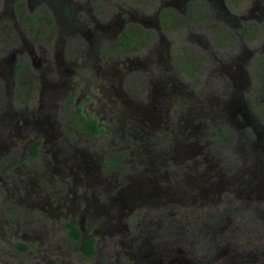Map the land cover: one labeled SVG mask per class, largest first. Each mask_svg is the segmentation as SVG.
Returning a JSON list of instances; mask_svg holds the SVG:
<instances>
[{
  "label": "flooded vegetation",
  "instance_id": "1",
  "mask_svg": "<svg viewBox=\"0 0 264 264\" xmlns=\"http://www.w3.org/2000/svg\"><path fill=\"white\" fill-rule=\"evenodd\" d=\"M149 1L0 0V102L2 99L5 100V107H0L4 109L0 111V128L7 131L3 136L9 138V141L5 143L0 139V199L3 198L0 201V248H3L2 236L7 239V232L2 229L5 216L2 209L3 202L14 200L16 203V199L20 198L21 193L23 195L28 193L26 185L25 187L17 186V181H22L20 176L24 174V170L21 169V166L15 165V160L6 156L9 142L14 144L13 137H16L15 139H23L27 135L29 137L31 131L34 132L36 137L43 136V142L37 139L34 142L31 141L30 144L28 143L26 155L29 160L37 157L46 143L49 146L57 144L58 136L63 132L59 129L58 122L57 125H53L48 121L50 118L55 119V116L58 115L56 114V108L58 103L63 101V95L68 92V98H65L67 104H77L73 90L80 80L83 84L87 82L86 73L94 72L95 76H100L99 86L101 83L104 84L105 81L114 80L115 71L122 69L118 67V60L116 64L109 60L117 52L123 51L120 49L125 48L124 50H126L128 48L135 39V35L133 36L131 33L136 26L141 27L143 30L139 33V38L143 37L148 42L156 41L155 50L149 56V59H146L145 68L149 69L148 66H150L154 72L168 73V77H173V75L166 70L168 69V51L166 47L171 43L168 42L166 31L167 28L173 26L177 17L183 22H197L198 24L195 25L197 28H203L208 32L207 34L204 31L196 32L190 37L201 48H206L208 42L205 35L210 34L215 19L221 20L220 27L226 30L234 32L232 28H239L235 32L240 35V44L237 47L238 49L233 50L230 54V57L236 56H234L232 63L223 69L225 72L229 71V82L217 81L216 72L222 68L219 65V68L218 66L213 67L212 74L209 76L208 81L211 87L222 85L224 90L227 91L230 83L235 90V87H240L242 83L240 76L234 74L238 72L240 62L252 55L258 57L259 60L264 59V53L254 55L257 51L250 46V43L257 38L256 32L261 31L260 48L264 49V0H243V2L240 0L228 6L226 4L227 0H155L152 10L145 11L139 7L141 4L148 5L145 2ZM238 11H240L239 14ZM201 14L202 17H200ZM251 28L255 30V34L250 31ZM201 38H204L206 43H201ZM121 40L122 43H120ZM208 53L212 60L216 59L217 53L221 54L217 50L208 51ZM126 56L129 65L123 67L126 72L120 74V79L128 71H135L141 65V59L145 58V56H142V58L135 57L132 60L128 55ZM180 57L181 55H176L177 60ZM216 60H218V56ZM103 61L105 62L101 63ZM193 61H195V58H193ZM111 67H115L114 72ZM81 87H84V85H81ZM109 87L106 88L105 86V89L111 100L113 95L109 91ZM229 95L228 92L227 96ZM228 100L227 102L222 100V103L225 102L221 107V110H224L222 116L225 118L235 117L229 125L232 127L233 132L239 131L238 137L241 139L239 142L240 148L237 150L241 160L240 174L236 178L232 176L229 186L236 185L237 196H244L245 198L242 203L243 208L246 207V211L241 214L244 224H235L234 229H232L233 222L229 215L225 225L218 227L220 233L226 228L228 234L230 233L229 238L223 240L224 236L220 237L215 231V225L220 220L219 218H217V221L213 219L211 222H204L200 225L201 227L176 225L173 220H170L166 223L165 226L167 227L165 228L171 227L174 230L173 234L179 238L178 243L173 247L163 244L161 237H155L156 229L151 221L145 223V230L141 229L138 233H133L132 226H129L126 222L121 226V219L124 216L129 217L133 209L141 205H150L149 208H157L159 211L164 210L165 207L173 209V204L169 203L171 200L168 197L169 194L171 196L173 193L172 190H176L181 186H184L187 190H193L192 187L188 189L189 184L186 183L185 176L180 182L172 185L173 175H166L167 177L157 175L158 180L167 183L164 190L155 191L154 188H151L150 182L143 184L142 182H136L134 186L129 185L123 188L121 190L122 196L118 192L114 196H107L106 200H110L111 208L113 207V210L118 211V214L108 216L110 213L107 210V217L104 220V224L107 226H102L106 228L107 234H118L110 242L114 246L118 245L120 249L117 250L115 261L111 258L113 254L106 252L98 257L96 261L98 264H124L120 262L121 256H125V261L128 264H264V174H260L264 169V135L263 131L256 129L253 122H251V118L246 117L240 108L235 107L234 103H229ZM20 104L25 106L18 108ZM75 107L77 120L82 125L84 133L90 136L99 133L114 136L116 133L120 134L119 136L121 139L123 138L124 142L131 141L130 155L132 157L141 155H145V157L163 156L166 160H172L176 164L183 161H192V164L205 162V160L195 161L193 158L198 157L201 149L207 146L208 143L205 142L201 145V138L195 136L192 129L188 131L186 126L179 125L183 128L180 129L177 125V130L173 135L161 133L163 135L162 140L159 138L160 135H155L154 137H157V139L152 140V135L148 133L146 128L153 130L155 129L153 125L156 123H154L151 115L147 113L126 108L125 112L122 111L119 116L115 117L119 131L117 132V130L113 131V128L100 126V118L94 115L89 116L90 111H87L86 114L83 113L82 106L75 105ZM78 113L87 118L95 119L100 131L94 134L86 130L78 117ZM236 117L239 120L236 121ZM165 118L166 120L167 118L170 119L167 116ZM257 121L259 120L257 119ZM176 122L178 124V121ZM252 132L253 139L249 140L248 137ZM35 143H37V153H34L31 149ZM157 147L161 148L158 149ZM52 158L55 159L54 153ZM108 158L110 157L108 156ZM69 159L75 162L74 167L77 168L73 174V187L76 188L78 184L82 185L85 189L83 194L89 188L97 190L95 187L99 188L100 184L107 179V176H101V180L98 177L92 178L94 171H92L93 168L89 167L92 165L91 157L85 155L79 157L72 151L70 158L68 156L67 160ZM111 159L116 161L115 167H121L120 164H117L118 160L116 158ZM59 163L64 164L62 159L58 160ZM86 164H88L87 168L85 167ZM106 164L108 165V160L103 165L97 163V167L102 168ZM253 167L258 169L255 171ZM165 168H168V165ZM248 168L250 169L248 170ZM108 169H106L107 172ZM156 170L157 167L154 172ZM204 170L210 172L209 166H206ZM70 172H72L71 169ZM119 173V171L115 172L116 177L119 176ZM110 179L107 183L110 185L109 188H113L117 181L113 176H110ZM205 180L207 179L205 178ZM197 181L200 184L201 180ZM214 183L208 181L204 187L197 186L195 196L185 195L184 198L188 201H194L195 199L201 201L204 199L212 202L210 196H216L221 190L216 191L217 187ZM69 192H74V190L68 188L66 194ZM54 193H58V191L53 190L51 195ZM136 193H139L140 196H136ZM126 194H132V198L135 196L130 205L127 204ZM144 195H148L153 200L146 199ZM60 198H63L62 195L56 196L57 201ZM119 199L122 201V205L116 203V200ZM201 204L209 203L201 202ZM88 205L86 203L83 210L82 208L76 210V205L72 208L70 205H64L65 212H71L66 220L67 222L64 223V229H67L66 225L70 221H74L79 229L80 238L93 240V235L89 236L87 230H84V219L87 216L95 219L101 216L88 214ZM92 206L90 204V207ZM46 207L48 208V203L44 202L39 208L47 211ZM59 207L61 205L54 208L57 210V214L64 215ZM247 207L253 211L249 212ZM254 213L256 218H254ZM160 216L157 217L163 219ZM181 220L180 217L177 221L180 222ZM9 223L15 224L11 220ZM136 225L140 226L137 223ZM9 231L11 235L13 231L10 228ZM120 231L124 234L121 233L120 235ZM186 233L189 236L191 235V238H189V241L183 242ZM66 237L68 238V236ZM198 237H201V239H198ZM7 244L17 254L27 251L26 241L16 243L14 247L8 242ZM93 245V253H95L97 246L94 240ZM118 253H121V255ZM15 256L17 257L16 253ZM0 257H2L1 254ZM0 261H2L1 258ZM3 261L9 264L8 260L3 259ZM4 262H0V264H5Z\"/></svg>",
  "mask_w": 264,
  "mask_h": 264
},
{
  "label": "rangeland",
  "instance_id": "2",
  "mask_svg": "<svg viewBox=\"0 0 264 264\" xmlns=\"http://www.w3.org/2000/svg\"><path fill=\"white\" fill-rule=\"evenodd\" d=\"M154 1L150 0L145 2L148 5L141 4L139 7L145 11L152 10ZM237 1L240 0H227L226 4L228 6ZM205 10L209 12L208 9L205 8ZM237 13L239 14L240 11ZM200 17H202V14ZM219 23H221V20L215 19L214 27H212L213 31L211 30L209 35H205L208 42L206 48H201L197 42L190 39L196 32L204 31L206 34L208 33L203 28H197L195 26L198 24L197 22H183L177 17L173 26L167 28L168 42L171 43L166 47L168 51V69L166 70L171 72L173 77H168V73L154 72L150 66H148L149 69L145 68L146 59H149V56L155 50L156 41L148 42L143 37L139 38V33L143 30L141 27L136 26L131 33L133 36L135 35V39L128 48L126 50H124L125 48L120 49L123 51L117 52L109 60L115 64L118 60V67L122 69L115 71V67H111L114 69L113 72L115 71L113 75L115 79L110 82L105 81L104 84L101 83L99 86L100 76H95L94 72L86 73L87 82L83 84L77 77L80 82L73 90V95L77 99L75 105L82 106V112L85 114L90 111L89 116H98L100 126L113 128V131L117 130L119 132L115 117L119 116L122 111L125 112L126 108L136 109L151 115L154 123H156L153 125L155 129L146 128V130L152 135V140L157 139V137H154L155 135H160V140L163 139L162 134L173 135L177 130V125L178 127L186 126L188 131L192 129L194 135L201 138V145L205 142L208 143L207 146L201 149L199 156L193 159L195 161L205 160V162L192 164V161H183L179 163L175 159L176 164L172 160H166L163 156L145 157V155H141L132 157L130 155L131 141L124 142L123 138H120V134L116 133L115 136L105 133H99L95 136L87 135L83 132V127L77 120L75 105L67 104L65 101V98H68V92H66L63 95V101L59 102L56 108V114L58 115L55 116V119L57 121L54 118H50L48 121L53 125H57L58 122L59 129L63 132L59 134L57 144L49 146L46 143L39 155L29 160L26 155L28 143L30 144L31 141L34 142L37 139L43 142V136L36 137L34 132L31 131L29 137L28 135L23 139L13 137L14 144L9 142L6 156L15 160V165L21 166V169L24 170V174L20 176L22 181H17V186L25 187L26 185L28 193L25 195L21 193L20 198L16 199V203L14 200L3 202L2 209L5 216L2 229L6 230L7 239L2 236L4 242L3 248H0L2 256L0 262H4L3 259H6L9 264H98L96 262L98 257L106 252L113 254L111 258L115 261L117 250L120 248L118 245L114 246L110 240L117 237L118 234H107L106 228L102 225L107 226L104 224L107 210L110 213L108 216L118 214V211L113 210V207L111 208V202L106 198L107 196H114L117 192L122 196L121 190L129 185L134 186L136 182H142V184L150 182L151 188H154L155 191L164 190L167 183L158 180L157 175L165 177H167L166 175H173L172 185L180 182L185 176V181L189 184L188 189L192 187L193 190H187L184 186L172 190L173 193L171 196L169 194L168 197L171 200L169 203L173 204V209L165 207L164 210L159 211L157 208H149L150 205H141L133 209L129 217L124 216L121 219V226L126 222L129 226H132L133 233H138L141 229L145 230V223L151 221L156 229L155 237H161L163 244L173 247L178 243L179 238L173 234L174 230L171 227L165 228L167 227L165 226L166 223L170 220H173L176 225L201 227L200 225L204 222H211L213 219L217 221V218H219L220 220L215 225V231L220 237L224 236L223 240L228 239L230 233L228 234L227 228L220 233L218 227L225 225L229 215L233 222L232 229H234L235 224H244L241 214L246 211V207L243 208L242 203L245 198L244 196H237L236 185L229 186L232 176L236 178L240 174L241 160L237 150L240 148L239 142L241 139L238 137L239 131L233 132L232 127L229 125L235 117H223L222 112L224 110H221V107L225 103H222V100L227 102L229 99L228 102L234 103L235 107L240 108L246 117L251 118V122H253L256 129L263 131L264 135V59L259 60L258 57L252 55L240 62L238 72L234 74L240 76L242 83L240 87H235V90L230 83L227 91L224 90L222 85L211 87L208 81L209 76L212 74L213 67L218 66L219 68V65L222 68L216 72L217 81L229 82V71L225 72L223 69L232 63L236 55L230 57V54L233 50L238 49L239 40L241 39L239 33L235 32L239 28H232L234 31L232 32L221 28ZM250 31L255 34L253 28ZM256 37L250 43V46L257 51H254V55L264 53V49L260 48L261 31L256 32ZM200 40L201 43H206L204 38ZM212 50L221 53H217L218 60H216L217 56L213 60L208 56V51ZM177 54L181 55L178 60L176 59ZM126 55L132 60L135 57L142 58V56H145V58L141 59V65L135 71H128L120 79V74L126 72L123 67L129 65ZM63 58L65 57L63 56ZM193 58H195V61H193ZM81 85H84V87H81ZM105 86L106 88L110 86L109 91L113 95L111 100ZM228 92L230 93L229 96H227ZM208 93L211 94L208 95ZM3 100L0 102L1 108L5 107V100ZM24 106V104H20L18 108ZM1 108L0 111L4 110ZM165 116L170 117V119L167 118L166 120ZM110 118L113 119L110 120ZM237 120L239 118L236 117ZM176 121H178V124ZM105 129L107 128L105 127ZM180 129L183 128L180 127ZM6 132L0 128V139L3 143L9 141V138L3 136ZM250 134L248 139L252 140L253 132ZM161 143L163 142L161 141ZM157 148L160 149L161 147ZM65 151H67L66 155ZM72 151L79 157L83 155L91 157L92 165L89 167L93 168L92 171H94L92 178L98 177L101 180V176H107V179L100 184L99 188L95 187L97 190L89 188L83 194L85 189L82 185L78 184L76 188L73 187V174L77 168L74 167L75 162L72 159L67 160L68 156L70 158ZM53 153L55 159L52 158ZM111 158H116L118 160L117 164H120L121 167H115L116 161ZM60 159L64 164H58ZM83 160L85 159L83 158ZM107 160L108 165L106 164L102 168L97 167V163L103 165L107 163ZM167 165L168 168H165ZM86 166L88 167V164ZM132 166L133 168H131ZM206 166H209L210 172L204 170ZM156 167L157 170L154 172ZM107 168H109L108 172L106 171ZM253 168L255 171L258 169L257 167ZM70 169L72 172H70ZM116 171L120 172L118 177L115 175ZM260 174H264V169ZM260 174L258 173V175ZM110 176L115 177L117 181L113 188H109L110 185L107 183L111 180ZM197 180H201L200 184L202 183V185ZM208 181L215 182L216 191L221 189L216 196H210L212 202L204 199L201 201H199L200 199L188 201L184 198L185 195L195 196L197 188L206 186ZM68 188L74 190V192L66 194ZM53 190L58 191V193L51 195ZM239 193L241 194V192ZM57 195H62L63 198L57 201ZM131 195L126 194L127 204L129 205L135 198V196L132 198ZM137 195L140 196L139 193H136ZM144 196L146 199L153 200L148 195ZM2 200L3 198L0 199V201ZM44 202L48 203L47 211L39 208ZM201 202H208L209 204H201ZM86 203L89 204V207L90 204L93 205L90 208L87 207L88 214L101 216L97 219L87 216L84 219V230H87L89 236L93 235L92 238L97 246L96 252L89 256H85L81 252L79 241L69 240L66 237L68 230L64 229V223L67 222L66 220L71 212L66 213L63 206L70 205L72 208L76 205V210L80 208L83 210ZM116 203L122 205L120 199L116 200ZM59 205H61L59 209L64 215H58L57 210L54 209ZM247 209L249 212L253 211L248 207ZM157 212L159 213L156 215ZM157 216L163 219H159ZM180 217L182 220L178 222L177 220ZM254 218H256L255 213ZM10 220L15 224L9 223ZM136 223L140 226H137ZM9 228L13 231L11 235ZM121 233L122 231L119 232L120 235ZM189 238H191V235L184 234L183 242L189 241ZM198 239H201V237H198ZM22 241L27 242V251L20 254H17L7 244L8 242L14 247L16 243ZM118 254L121 255V253ZM120 262L128 264L125 261V256H121Z\"/></svg>",
  "mask_w": 264,
  "mask_h": 264
},
{
  "label": "trees",
  "instance_id": "3",
  "mask_svg": "<svg viewBox=\"0 0 264 264\" xmlns=\"http://www.w3.org/2000/svg\"><path fill=\"white\" fill-rule=\"evenodd\" d=\"M120 43H122V40L120 41ZM78 117L80 121L84 124L86 130H88L89 132L96 134L100 131V128L97 125V122L95 119L87 118L81 113H78ZM31 149L33 150L34 153H37V143H35L31 147ZM66 226L68 230V234H67L68 238H70L71 240L79 241V244H80L79 248L85 256L91 255L94 251L93 240L92 239H85V240L81 239L79 229L76 227L74 221H70Z\"/></svg>",
  "mask_w": 264,
  "mask_h": 264
}]
</instances>
